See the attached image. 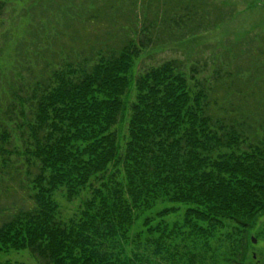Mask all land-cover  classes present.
<instances>
[{"label": "trees", "instance_id": "1", "mask_svg": "<svg viewBox=\"0 0 264 264\" xmlns=\"http://www.w3.org/2000/svg\"><path fill=\"white\" fill-rule=\"evenodd\" d=\"M126 1L98 0L124 18L116 47L45 66L18 99L33 173L27 206L0 221V251L27 249L39 264H245L247 231L264 215V123L216 93L230 95L241 72L220 63L213 85L175 58L137 69L163 38L184 44L222 19L206 0ZM254 50L248 76L263 83L264 45ZM57 192L86 196L64 218Z\"/></svg>", "mask_w": 264, "mask_h": 264}, {"label": "rangeland", "instance_id": "2", "mask_svg": "<svg viewBox=\"0 0 264 264\" xmlns=\"http://www.w3.org/2000/svg\"><path fill=\"white\" fill-rule=\"evenodd\" d=\"M104 1L108 7L118 3V0ZM206 1L211 2L208 5L214 20L218 18L222 22L184 44L163 38L161 43L150 46L149 51L142 54L137 69L141 71L147 66L175 58L181 60L186 69L190 65H198L200 72L197 77L214 85L211 75L217 66L220 63L231 66L233 71L238 69L241 73L239 79L231 82V90L227 91L230 95L217 89L218 96L227 97L223 106L242 109L247 116L262 119L264 123V82L248 76L253 67L251 57L254 49L264 45V0ZM126 2L133 7L139 5H134V0ZM0 3L4 6L0 18V130L5 128L10 133V145L0 141L1 221L27 206L29 177L33 173V168L27 167L20 155L22 146L16 131L21 119L18 99L28 95L32 85L46 71L45 66L50 64L53 67L73 57L116 47L123 33L118 29L113 31V28L116 24L121 25L124 18L120 15L112 18L106 9L99 10L98 0H0ZM147 13L150 15L149 11ZM256 35L258 39L254 37ZM244 49H249V55L233 58V53H243ZM227 61L229 65H226ZM236 85L254 93H236ZM22 108L26 113L29 111L27 104ZM12 151L15 153H10ZM54 196L65 218L76 211L81 197L86 194L72 200H67L62 192ZM177 217L172 215L167 221ZM230 226L227 225L228 228ZM140 227L141 218L135 222L132 231ZM247 234L256 242H250L245 264H264V215L255 221ZM226 235L220 237L223 245L226 244ZM5 261L39 264L27 249L0 251V263Z\"/></svg>", "mask_w": 264, "mask_h": 264}, {"label": "water", "instance_id": "3", "mask_svg": "<svg viewBox=\"0 0 264 264\" xmlns=\"http://www.w3.org/2000/svg\"><path fill=\"white\" fill-rule=\"evenodd\" d=\"M251 241H252V243H255L256 242V240H255V238H251Z\"/></svg>", "mask_w": 264, "mask_h": 264}]
</instances>
